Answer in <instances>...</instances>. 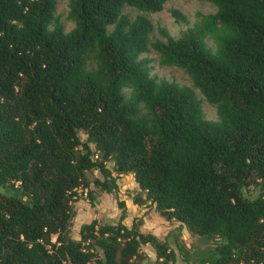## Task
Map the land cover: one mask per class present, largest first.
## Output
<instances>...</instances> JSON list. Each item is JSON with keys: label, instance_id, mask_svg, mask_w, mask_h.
I'll return each mask as SVG.
<instances>
[{"label": "trees", "instance_id": "1", "mask_svg": "<svg viewBox=\"0 0 264 264\" xmlns=\"http://www.w3.org/2000/svg\"><path fill=\"white\" fill-rule=\"evenodd\" d=\"M56 1L0 0V264H141L147 242L170 259L123 213L71 237V196L89 168L106 192L112 171L131 173L140 201L215 240L207 264H264V0H208L214 12L178 37L157 25L164 40L153 41L147 16L122 9L167 0H69L68 31ZM150 48L189 75L216 119L192 88L150 75ZM249 184L261 193L244 195Z\"/></svg>", "mask_w": 264, "mask_h": 264}, {"label": "rangeland", "instance_id": "2", "mask_svg": "<svg viewBox=\"0 0 264 264\" xmlns=\"http://www.w3.org/2000/svg\"><path fill=\"white\" fill-rule=\"evenodd\" d=\"M69 0H57L55 13L63 24L64 30L68 31L73 26V21L68 18ZM176 8L185 14L186 22H176L170 15L169 10ZM215 7L208 0H167L160 11L146 13L138 11L132 7L125 6L122 9L132 18L136 13H143L151 21L154 30L149 35L151 41L155 39L164 40L156 31L157 25L164 26L173 37H178L185 29L198 21L197 13L205 14L214 12ZM208 45L214 49L213 41L207 38ZM151 60L149 62L150 75L156 80L166 79L175 81L180 85L193 89L196 96L201 101L202 111L206 118L216 119L215 105L209 103L202 93L193 86L189 75L181 68L173 65H163L159 63V54L152 48L149 52L141 54ZM81 139L86 135L79 131ZM93 158H98L93 156ZM106 166L111 169L112 162L105 161ZM89 185L85 188H78L76 194L71 196L74 215L71 218L70 235L79 238L80 225L92 219L101 222H114L120 213L124 214L122 222L130 226L133 222L139 231L154 234L160 242H164L167 251L172 252L170 259L166 261L164 257H158L156 249L150 243L140 245L141 264H207L206 259L215 244V240L206 239L198 234L191 233L175 219H167L161 215L149 200L140 201L143 193L139 191L137 183L131 173H120L112 171L115 176L116 188L111 192H106L94 184L95 178L102 179V175L97 168L86 170ZM260 190L257 186L249 184L243 188L246 196H256ZM261 193V192H260ZM118 201L124 202L123 206ZM54 240V236H52ZM89 264H94L89 263Z\"/></svg>", "mask_w": 264, "mask_h": 264}]
</instances>
